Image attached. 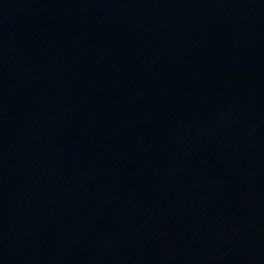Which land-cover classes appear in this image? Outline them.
<instances>
[{"label": "water", "instance_id": "95a60500", "mask_svg": "<svg viewBox=\"0 0 264 264\" xmlns=\"http://www.w3.org/2000/svg\"><path fill=\"white\" fill-rule=\"evenodd\" d=\"M0 264H264V0H0Z\"/></svg>", "mask_w": 264, "mask_h": 264}]
</instances>
